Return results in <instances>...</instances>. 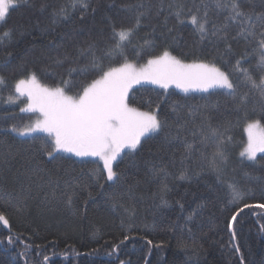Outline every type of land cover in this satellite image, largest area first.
I'll use <instances>...</instances> for the list:
<instances>
[{
  "label": "trees",
  "instance_id": "1",
  "mask_svg": "<svg viewBox=\"0 0 264 264\" xmlns=\"http://www.w3.org/2000/svg\"><path fill=\"white\" fill-rule=\"evenodd\" d=\"M89 2L95 11L88 10L83 20L79 19V9L74 12L69 9L73 16L71 23L51 25L52 11L68 0H27L10 10L7 22L0 25V35L7 29H15L13 36L0 44V76L5 79L0 84V212L9 220L8 227L0 224V264H120V261L125 264H241V259L243 264H264V231L261 230L264 208H245L240 213L235 239L226 227V219L236 207L244 203L264 204V153L258 154L256 161L240 156L245 145V121L233 99L226 94L227 90L183 92L149 83L132 88L129 105L147 110H157L158 105V114L166 119L167 126L161 132L150 134L152 138H146L143 149L136 153H129L127 149L117 158L114 168L118 172L126 171L127 180L114 187L126 191L127 184L137 181L139 184L131 197L124 195L122 205L115 207L108 201L107 193L96 186L93 172L103 167L98 159L61 154L68 158L50 161L36 151L41 143L48 142L46 133L20 136L11 132L12 124L23 126L33 119V113L20 112L26 98L20 97L15 103L8 101L9 95H17V80L35 72L40 83L56 87L62 79H69V69L75 68L77 71L71 74V79L77 86L69 93L74 94L81 83L98 78V73L90 67L91 58L79 55L78 50L94 42L96 56H106L110 20L127 26L134 23L138 11L146 15L132 43L123 49V55L114 53L111 58H105V68L118 66L125 59L143 63L148 59L147 52L156 54L168 48L184 62L214 63L229 73L234 83L241 84L238 92L248 91L242 86V74L234 70V65L246 52L251 53L254 44L238 37L231 41L232 50L228 52L222 41L214 38L201 41L189 23L178 24L174 15H168L170 2L184 3L187 12L188 8L195 10L194 4L200 0ZM240 2L245 10L255 6L260 11L259 0ZM41 4L47 5L43 12ZM141 4L143 8L139 7ZM161 4L164 11L157 15ZM225 14L213 5L209 9V29L212 21L223 23ZM165 16H168L166 27ZM46 27H54L55 32H42ZM169 28L173 29L171 33ZM236 31L238 28L233 24L230 34L235 35ZM53 39L56 46L50 44ZM146 40L154 42V47L145 45ZM7 52L12 55L7 56ZM65 53L69 54L68 60L57 64L56 59H63ZM257 60L258 56L249 55L242 67L255 74ZM81 68L87 71L81 74ZM249 99V109L258 107V93H252ZM6 116L14 119L5 120ZM211 129L218 130L226 141L228 163L219 180L201 155L210 158L215 151L216 138L210 135ZM203 136L208 139L201 143ZM188 143L194 144L197 151L182 164L181 157ZM149 147L151 153L147 150ZM131 159L137 161L138 167H126ZM146 160L157 166L166 165L174 175L182 166L196 171H201L198 165L204 167L201 176L192 183L170 177L171 191L165 197L169 203L165 206L159 197L153 196L158 191L159 180L152 179ZM101 183L107 188L111 182L101 179ZM229 184L243 193L239 205L228 204ZM208 185L213 191H208ZM107 190L110 192L111 188ZM53 191L57 193L56 198L51 196ZM89 191L92 197L88 196ZM67 195H73L71 207L66 203ZM181 197L185 203L183 211L176 204ZM201 204L199 214L185 227L187 216ZM225 207L228 211H223ZM148 240L152 241L151 245ZM45 256L48 261L44 260Z\"/></svg>",
  "mask_w": 264,
  "mask_h": 264
},
{
  "label": "snow or ice",
  "instance_id": "2",
  "mask_svg": "<svg viewBox=\"0 0 264 264\" xmlns=\"http://www.w3.org/2000/svg\"><path fill=\"white\" fill-rule=\"evenodd\" d=\"M27 0H0V25L7 22L10 10L20 7ZM214 8L219 12H226L223 23L217 24L212 21L211 29L208 25L210 22L209 9ZM47 5L41 4L40 11H45ZM143 8L144 5L139 6ZM170 10L168 15H174L178 24L189 23L199 34L201 41L214 38L215 41H222L228 52L232 50V40L243 37L255 47L251 53L246 52L236 60L234 70L241 73L243 80L242 86L247 87V92H238L241 84L234 83L229 73L222 71L214 63H205L193 61L185 63L181 58L173 55L168 48H164L159 53L153 54L149 51L146 53L148 59L145 64L137 67L135 64L129 63L126 59L118 66L103 65L105 58H111L114 53L123 55V49L132 43V38L137 30L141 27L142 20L146 13L138 11L134 17V23L125 26L123 23L117 25L110 20L111 35L106 42L107 55L97 57L95 54L96 44L88 42L86 47H81L79 55L90 57L91 69L98 73V78L92 79L91 82L81 83L79 90L74 94H69L76 83L72 81L71 74L76 72L75 68L69 69V79L61 80V84L56 87H47L40 84L35 72H30L27 78H21L15 82V93L17 95H9L8 101L15 103L20 97H26L27 103L25 107L20 108L21 113H34L37 118L34 122L18 126L11 125V132L20 136H29L35 132L46 133L49 137L48 142L41 143L36 151L46 155L50 161H62L68 157L61 154H71L75 157H96L102 162V169L94 170L93 175L96 178V186L102 192L107 193V199L115 207L117 204L122 205L124 195L131 197L134 194L136 186L139 184H127L126 191H121L114 185L126 183L127 172L122 170L118 172L114 168V163L121 153L128 149L129 153H136L143 149L146 138L151 139L153 133L161 132L166 126V119L159 116V106L156 111H141L138 108L130 107L128 103V94L131 88L136 84L143 82L159 85L167 90L170 86L182 89L184 92L192 90H200L207 92L212 88H222L227 90L226 94L230 96L236 104L238 113L243 114L245 121V132L247 133V143L240 152V156L249 161H256L258 153H264V0H259L260 11L255 10L252 6L251 10H245L240 0H200L199 4H194L193 8H188L185 12V5L178 2L175 5L168 3ZM76 9L80 10L79 19L83 20L85 13L91 9L89 0H68L67 4L55 8L51 13V25H60L71 23L73 21L72 12ZM203 9V11H201ZM95 11L94 9H91ZM164 11L161 4L157 11V15ZM168 16H165V27L167 26ZM258 22V23H257ZM235 24L238 28L235 35L230 34L231 26ZM55 32V28L48 27L41 29L42 32ZM155 31V29H153ZM173 31L168 29V33ZM15 29H7L0 35V44L10 39ZM24 34V30L20 31V35ZM163 35V33H161ZM175 41V37L172 38ZM50 44L55 45V40H51ZM145 45L150 48L154 47V42L144 41ZM138 55L140 53H137ZM11 56V52L6 53ZM249 55L258 56L256 62L255 74L249 68L242 67V63L248 59ZM69 54L65 53L63 59L57 58V64H63L68 60ZM5 67L8 62L5 61ZM87 68H81L80 73L83 74ZM5 79L0 76V84H4ZM259 94L258 107L253 106L249 109L250 95L252 93ZM173 111H176L173 108ZM5 120L14 119L13 116H6ZM210 135L216 138V148L211 157L204 156L207 161V167L216 173L219 180L228 163L226 154V141L222 134L216 129H211ZM168 136H165V140ZM207 136H203L201 143L207 140ZM148 152L151 153L149 147ZM197 149L192 143L185 146L181 162L190 157ZM150 166L152 179L159 180L158 191L153 194L154 198L159 197L161 205H168L165 198L167 193L171 191L169 187V178L175 180L186 181L192 183L201 176L203 165H198L201 171H196L189 166H182L178 174H172L168 171L166 165L157 166L150 160L144 161ZM126 167H138L135 159L129 160ZM101 179L105 182H111L105 186L101 183ZM206 183V182H205ZM87 186H85V189ZM111 188L109 192L107 189ZM230 200L228 204L239 205L243 200V193L234 185L229 184ZM208 191H213L212 186L208 185ZM64 195V193H61ZM74 195V193H73ZM73 195L66 196V203L69 207L73 204ZM93 193L88 192V196L92 197ZM52 198H56L57 193H51ZM47 199V197H46ZM183 197L176 200L181 211L185 209V203H182ZM264 208V204L251 205L244 203L242 207H236L231 211L230 218L226 219V227L230 231L233 239L236 236L235 224L240 213L245 208ZM203 205H197L187 216L185 227L188 222L194 220L199 214V209ZM223 211H228L227 207ZM0 224L5 227L9 226V220L0 212ZM191 233L192 229L187 228ZM264 231V225H261ZM128 239L127 236L124 238ZM9 237V243H11ZM149 245L152 244L148 240ZM118 247V246H117ZM159 247V245H157ZM239 251V248L236 249ZM45 256L44 260L48 261ZM125 264V261H120ZM241 264L243 260L241 259Z\"/></svg>",
  "mask_w": 264,
  "mask_h": 264
},
{
  "label": "rangeland",
  "instance_id": "3",
  "mask_svg": "<svg viewBox=\"0 0 264 264\" xmlns=\"http://www.w3.org/2000/svg\"><path fill=\"white\" fill-rule=\"evenodd\" d=\"M129 63H132V64H135L137 67H139V66H141V65H143V64H145L146 63V61L145 62H143V63H136V62H132V61H130ZM185 63H192V62H185ZM218 67V66H217ZM221 69V68H220ZM222 70V69H221ZM223 71V70H222ZM143 83H147V82H143ZM41 85H43L42 83H40ZM142 84V83H141ZM149 84H151V83H149ZM136 85H139V84H136ZM136 85H134L132 88H134ZM152 85H155V84H152ZM43 86H46V85H43ZM155 86H158V87H160L159 85H155ZM47 87H49V86H47ZM170 87H175V85H172V86H170ZM132 88H131V90H132ZM176 89H178V90H180V91H183L182 89H180V88H177V87H175ZM212 89H214V88H212ZM130 90V91H131ZM210 90V89H209ZM130 91H129V93H130ZM190 91H200V90H192V89H190L188 92H190ZM184 92V91H183ZM129 95V94H128ZM24 98H26V97H24ZM26 103H27V100H26V102L22 105V107H25L26 106ZM130 106V105H129ZM130 107H132V106H130ZM139 110H141V111H156V109H149V110H147V109H139ZM36 118H37V114H34L33 113V119H32V121L31 122H34L35 120H36ZM243 129H244V133H245V145H246V143H247V133L245 132V123H244V125H243ZM245 145L242 147V149H241V151L244 149V147H245ZM125 150H127V149H125ZM124 150V151H125ZM240 151V152H241ZM122 154V153H121ZM258 154H260V153H258ZM257 154V155H258ZM69 155H71V154H69ZM75 157V156H74ZM77 158H94V159H98V158H96V157H77ZM99 160V159H98ZM101 162V161H100ZM102 163V162H101Z\"/></svg>",
  "mask_w": 264,
  "mask_h": 264
}]
</instances>
